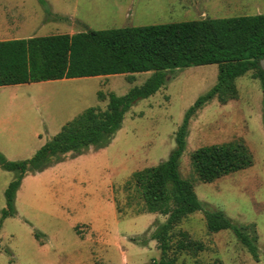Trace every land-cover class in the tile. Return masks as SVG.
I'll return each mask as SVG.
<instances>
[{"label":"rangeland","instance_id":"obj_1","mask_svg":"<svg viewBox=\"0 0 264 264\" xmlns=\"http://www.w3.org/2000/svg\"><path fill=\"white\" fill-rule=\"evenodd\" d=\"M3 1L0 7L6 5L15 10L14 5L22 0ZM24 1L28 12L36 13L32 16L34 26L39 25L36 37L54 31V24L85 32L196 19L176 9L155 19H143L144 14H139L132 24H127L124 13L116 14L114 8L117 2L126 6L128 0H103L94 5L95 13L88 14L84 12L91 9L80 2L79 9H74V23L70 19L56 23L57 17L51 15L48 2ZM232 15L231 18L264 15V2L260 7ZM38 20L45 26L40 28ZM217 72L215 65L167 72L165 85L129 109L106 148L80 156L67 154L61 162L52 163L41 172L27 173L15 196L16 215L6 218L0 227V264H158L161 253L157 243L148 239L166 217L140 215L141 204L125 184L134 172L168 158L185 113L215 85ZM150 75H112L77 79L73 83L0 87V127L18 144L29 143L18 153L9 154L11 161H7L31 159L73 115L88 108L105 111L109 94L124 96L132 88L142 86ZM235 85L234 100L221 104L213 99L191 118L178 172L182 179L192 182L205 210L221 211L250 237L256 234L257 258L232 231L208 233L203 214L197 212L172 231L168 258H174L176 264H264V95L256 71L247 72ZM238 140L250 150L253 165L209 184L199 181L191 166V154L203 147ZM15 178V172L0 168V216L5 209V190ZM180 231L201 242L204 251L175 252Z\"/></svg>","mask_w":264,"mask_h":264},{"label":"trees","instance_id":"obj_2","mask_svg":"<svg viewBox=\"0 0 264 264\" xmlns=\"http://www.w3.org/2000/svg\"><path fill=\"white\" fill-rule=\"evenodd\" d=\"M262 60L264 15L0 41V87L151 73L142 86L132 88L124 96L109 94L105 111L89 108L66 123L31 159L8 162L0 154V168L16 173L4 193L5 209L1 211L0 227L6 218L16 215L15 196L27 173L41 172L52 163L61 162L67 154L80 156L90 148H106L121 128L129 109L165 85L167 72L215 65L218 69L215 85L198 97L185 113L175 133V148L168 158L154 167L134 172L125 184L126 190L136 194L135 199L141 204L140 215L166 217L148 239L157 243L161 253L158 264H176L174 258H168L172 231L197 212L203 214L208 233L232 231L256 259V234L250 237L243 227L234 225L221 211L205 210L192 182L180 177L178 166L190 120L204 105L213 99L221 104L234 100L236 80L249 71H256L264 95ZM190 159L198 180L206 184L253 165L250 150L239 140L200 148ZM176 237L175 252L204 251V245L192 240L186 232L180 231Z\"/></svg>","mask_w":264,"mask_h":264},{"label":"crops","instance_id":"obj_3","mask_svg":"<svg viewBox=\"0 0 264 264\" xmlns=\"http://www.w3.org/2000/svg\"><path fill=\"white\" fill-rule=\"evenodd\" d=\"M48 2V6L50 7L51 15L57 17L56 23L63 22L64 19H70L71 23H74L76 20L75 10L79 9L78 3H85L86 8L91 10L85 11L84 13H95L96 10V2L102 4L103 0H73L70 1H60V0H44ZM107 2V0H105ZM1 4H4V1H0ZM59 2H65L69 5L63 6L62 4L59 5ZM264 0H128L127 5L123 6L121 3H116V7L114 8V13L121 15L124 13L126 18L127 24H132V20L135 16L139 14H144L143 19H150L156 18L160 15H164L165 13L173 12L177 9L178 12L184 15H194L196 16L195 20L192 21H199L205 19L211 20H220V19H227L231 18L233 13L238 12L239 10H243L246 8H257L262 5ZM26 1H18L13 9H7L6 5H1L0 7V40L7 41V40H27L31 38H38L36 37V32L39 27L34 26L35 18L34 16L36 13L28 12L25 8ZM70 4H72V8L70 9ZM258 11V9H257ZM260 12V10H259ZM15 16H12V15ZM104 14V13H101ZM259 14V13H258ZM38 19V16H36ZM40 25L42 24L41 21L38 20ZM44 23L40 26L44 27ZM54 31H48L46 36L42 37H50V36H60V35H68L72 36L82 32H76L69 27H63L59 24H54ZM29 35L26 33L30 32ZM97 78V77H92ZM82 78H74V79H62L56 81H46V82H38V83H30V84H23V85H40V84H49V83H73V81ZM19 86V85H15ZM2 87H11V86H2ZM89 109V108H88ZM87 110V109H85ZM85 110L76 113L71 117L70 121L76 118L78 115L83 113ZM68 121V122H70ZM66 122V123H68ZM65 123V124H66ZM64 124V125H65ZM62 125V127L64 126ZM61 127V128H62ZM60 128V130H61ZM59 130V132H60ZM58 132V133H59ZM5 131L2 127H0V154L4 156V158L8 161H11V157L9 154L22 150L23 148L27 147L29 143L23 142L18 144L16 140H12V136L10 138L8 135H5ZM43 146V145H42ZM41 146V147H42ZM39 147L36 149V151ZM102 150V149H101ZM99 150H94L90 148L89 151L86 153H94ZM157 214H147V216L156 217Z\"/></svg>","mask_w":264,"mask_h":264},{"label":"water","instance_id":"obj_4","mask_svg":"<svg viewBox=\"0 0 264 264\" xmlns=\"http://www.w3.org/2000/svg\"><path fill=\"white\" fill-rule=\"evenodd\" d=\"M261 69L264 71V60L260 62Z\"/></svg>","mask_w":264,"mask_h":264}]
</instances>
